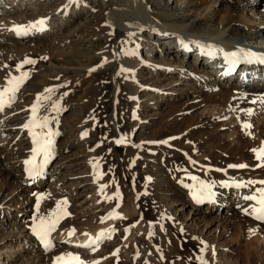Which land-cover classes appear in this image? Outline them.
Instances as JSON below:
<instances>
[{"label":"bare ground","instance_id":"6f19581e","mask_svg":"<svg viewBox=\"0 0 264 264\" xmlns=\"http://www.w3.org/2000/svg\"><path fill=\"white\" fill-rule=\"evenodd\" d=\"M155 3L159 5L160 0H0V47H4L7 50L19 45H22L19 47L23 49L44 45L51 50V55L48 57L50 60L52 58V61L49 63L50 65H48L53 70L50 71L52 72V74L50 73L51 76H55L56 78L57 75H62L61 72L70 73L72 71L73 73L82 75L80 83L75 84L73 82V84L66 81L65 89L63 88V91H56L52 94L51 100L44 108L45 115L52 120L50 127L58 134L54 137L51 155L47 163H44L42 157H38V163L48 165L51 158L57 154L59 148L56 147V140L61 133V129L59 128L61 113L67 109H75L76 107H81L84 103H88L99 92V88L101 87V79L99 76L103 71L112 67L118 69V75L116 74L115 78L116 84L119 88H123L126 91L130 99L132 98L135 109L134 113L135 116H138L139 109L142 106L139 102H136V99L139 97L140 92L148 90L154 96L152 99L163 100V97H166L164 101L169 97L179 99L189 94L188 92L185 94L181 91L178 95H169L171 93L165 87L162 88L163 85L160 82L155 87L160 88L159 90L149 88L150 86L147 84V81L145 83L140 76L143 68L140 65L141 50L143 48L146 50V56L150 58L147 61L148 63L153 61L155 63L153 51H156V54L159 52L160 54L162 53L166 59L172 56V60L176 59L177 63L179 58H186V61L183 60L184 63H187H185L186 68L176 71L177 78L173 80V83L176 82V84H179V81L180 83H187V81L193 80L194 83L199 82L201 89L204 91L210 88L207 81L201 82L200 79L191 75V70L196 71V69L191 68L192 65L190 66L191 61L194 60L195 63L203 67L204 71L208 73V70L216 72L214 76H216L220 84H235L236 88L240 90L239 94L233 97L230 96L229 98L225 96L221 98H205L206 100L203 98V100L199 101L201 104H198L201 113H199L192 125H185L180 119L171 117L166 124L164 123L162 128L156 130V127L154 132L151 133V137L142 138L138 142L129 140L128 136L131 138L130 134L124 136L126 142L121 144L116 143L118 139L114 140L112 144H109L106 137L105 139L101 137L96 140L94 139L95 136L94 138L91 136L92 138L89 140L84 135L87 133L86 127H80L78 131L79 133L81 131L83 132L81 136L82 138L84 136L85 145H87L90 151L87 156L89 157L88 165L91 167L89 174L90 186L95 187L98 198L102 199L104 196L106 197L107 191L103 187L105 179L100 181L104 177V174L99 177L98 168L99 161L105 156L112 145H115L116 148H125L126 152L128 151L131 154L133 152L138 154V150L147 149L150 152H157V156L161 158L168 151L170 153L165 158L164 166L162 168L159 166L155 168L152 166L147 167L142 183L143 189L147 192V198L143 199L145 201L143 204H146L152 210V213L159 218L160 223L158 225L161 226L162 223H165V220L171 221L167 232L163 231V233L168 238L178 239V243L180 240H183L192 249L197 250V254H199L198 258L194 256L197 262H200L202 258L207 261V264H227V259L222 260V253H217V247L223 249V245L215 241L211 243L203 235L204 230L206 235L213 225L224 219L220 217V212L223 209H227L229 212H234L229 217V231L233 230L231 225H234L233 227L239 226L235 229V232H238L240 239L247 237L256 238L255 240L258 241V245L255 246V251L257 254L260 253L261 260L264 262V221L253 219L254 216L246 214L244 211L245 209L250 210L251 206L255 203L254 201L246 200L244 197L258 195L259 189L264 188V185L258 183H247L248 181L264 180V167H257L259 162L253 152V149L264 148V102H261L260 99L264 97V63H260L257 60H253L252 62L242 61V72L237 71L234 73L224 70L225 67H228L226 61L227 51L236 47L226 42L224 39L225 34L234 33L241 27H245L251 33L264 31V0H185V9L191 8L195 11L202 9V13H205V16L201 14L196 15L194 20L187 16L178 17L176 13H171L160 6V9L157 11L155 9L152 10L153 4ZM176 3H179V1L176 0ZM251 5L255 7L251 9L250 18H247L245 17V12L247 6ZM154 6L156 7V5ZM50 7H55V9L52 10ZM220 8L224 10L221 18H219L217 13ZM97 12L99 15H97ZM88 15L89 17L76 25L78 20ZM42 18L46 20V30L42 32L20 37L12 30L15 26L27 25ZM95 19L97 20L96 23L93 21ZM201 26H205V28H201ZM55 31L56 34L52 35L51 33H55ZM123 34L127 35L128 39H125L119 44L120 47L125 49L122 54L117 55L113 51L115 49L110 53L101 52L99 54L97 53V55L83 54L86 48L88 50L90 48L91 50L101 38L107 44L113 46L116 38ZM147 37L150 38L147 39ZM151 37L153 38L151 39ZM249 44L250 47L264 49V40L250 42ZM160 47H164L165 49ZM70 48L72 51H69ZM76 48L79 54L74 56L72 54L76 53ZM244 48L241 49L244 50ZM132 53L135 54L133 55ZM253 53L259 55L264 54V51L259 49L258 52ZM61 59L65 60L64 63H68V66H65L66 64L61 65L57 62ZM7 63L9 62L0 58V87L7 86V80L10 74L15 76L14 69L12 70ZM74 63H79L80 65L71 68L70 66ZM146 66L149 68V65ZM123 69H130L132 71L126 72ZM155 71L159 72V69H155ZM165 72H168V70L166 69ZM171 74L173 76V73ZM220 75L225 80H222ZM40 87L45 88V86ZM179 88L175 90L177 91ZM170 90L172 89L170 88ZM31 91L32 88L25 83L17 94L18 98L16 102L8 109L11 112L17 107L19 109L24 107L25 110L23 112L26 113V118L22 123L27 122L32 115L30 106L33 103L29 104L27 108L24 105L25 99L31 96ZM65 91H69L66 92L67 95H64ZM74 100L76 104L72 103ZM167 100L169 101L170 99ZM253 100H256V103H252ZM56 101L59 102L60 110L52 111V103ZM240 104H243L245 109L240 107L241 110H237ZM246 109H251L252 114H247L244 111ZM5 110L6 108L3 112H0V116L5 114ZM11 114L14 113L11 112ZM39 115L45 116L43 113ZM233 115H239L251 127H235L232 124L235 119L231 121ZM258 117H261L260 121L255 124V120ZM219 118H223L225 122L228 121L226 123V127L230 133L228 135V143L223 141L222 133L224 129L213 131L214 121ZM137 120L139 122L140 119L138 118ZM180 124L182 126H179ZM3 125L1 121L0 127ZM88 125L90 126V124ZM189 126L191 127L188 128ZM13 128L15 127H11L10 129ZM17 132L21 136L31 135L24 127L18 128ZM202 132H206L207 135L206 138L200 139V134H205ZM253 132L255 133L254 139L246 143L244 135L250 134L252 136ZM0 135H2V131H0ZM177 136H181L179 138L182 141H176ZM31 137L29 149L24 153L16 152L15 154L9 152L10 147L1 151L4 147V142L2 141L3 138L0 140V174L6 175V177L11 179L5 190L10 191L12 189L15 194L14 196L17 194L22 195L24 193L23 190H27V188H23L24 185L30 186V188L35 187L40 189L42 186L41 179L45 175L48 176L52 172L57 173L59 171V167L55 165L51 169H46L39 176H29L27 171L28 166L25 164V161L32 157V150L36 147ZM163 141H166V143H156ZM178 144L183 147L174 151L168 150L169 147L178 146ZM93 147H98V149L96 148V152L91 149ZM4 152L7 154L5 157L1 156ZM186 154H189L194 160L186 158ZM150 159L156 161L157 157H150ZM171 164L179 165L178 171L172 172L174 175L176 174L175 178L167 173L168 168L171 169ZM240 164H247L249 167H229L230 165ZM63 168L66 169L68 167ZM192 176H196L197 180L203 181L210 186L207 190L210 195L201 193L199 187H193L197 185V180H192ZM151 179H153V183L150 184ZM169 188L179 189V193H174V195L180 197L176 198L177 196H175L173 203L181 202L182 216L185 217L186 210L189 215L191 214L190 220L196 221L200 219L203 222V228L201 230L199 229L201 234L192 232L190 230L191 228H188L190 227L189 223L179 222L174 217L173 211L170 212L166 208L167 205L165 206L163 198H166L164 194L167 193ZM158 194L163 195L160 197L162 200L158 199ZM136 199L137 195L126 205L118 204L120 205L119 209L111 216L112 209H115L118 205L110 202L112 205L106 209L105 214L100 217L98 216L94 221L86 222L80 219V222L76 224H66L65 226H60V228L57 226L53 232L58 231L56 236L58 235L57 237L72 249L88 248L86 255H75V253H72L71 256H78L84 264H97L98 261H95V252H101L103 247L94 250L96 245L92 247H84L83 245H87L102 232L105 234L113 233L116 228H123L137 219H143L141 215L143 208L140 211L137 210ZM237 209H240L239 213H237ZM26 211L27 213H31V207ZM175 211L177 212L178 210L175 208ZM145 217H148V215ZM246 221L250 222V226H245L243 222ZM156 224L153 220L148 221V230L144 231L141 229L142 232L130 244L126 242L127 245L122 250L123 252L121 251L119 253L115 249V254L113 253L114 256L108 264H115L118 258H121L119 259L120 264H128L126 257H124L125 250L132 251L131 264H165L162 257L164 256V251L167 249L164 248L162 251L160 246H155L152 242L154 239L152 232ZM251 226L256 230H250L249 227ZM128 229L130 228L128 227ZM116 235L114 233L113 236L111 235V238L104 239L103 241H113V238L117 237ZM224 235L218 234L219 240L222 237L224 238ZM28 236L29 238L26 236L27 240L25 239L24 243L27 241L30 242V253H39L41 255V253L49 249L44 247L43 242L39 244L41 240L38 237H31L30 234ZM50 239L53 243L52 237ZM118 244H121V242ZM228 244L226 247L229 246V253L236 250L234 247L236 245L235 242L229 240ZM106 246H110V244ZM152 248L158 252L156 256L154 253L148 255V252ZM242 248L246 251L252 250L249 248V243H246ZM159 253L163 254V256H159ZM12 254H15V251ZM8 255L4 257L6 260L11 258ZM56 259L57 257L54 258V260ZM0 264H3L1 257ZM37 264H43V262H37ZM98 264H105L104 260H101Z\"/></svg>","mask_w":264,"mask_h":264},{"label":"rangeland","instance_id":"374dc122","mask_svg":"<svg viewBox=\"0 0 264 264\" xmlns=\"http://www.w3.org/2000/svg\"><path fill=\"white\" fill-rule=\"evenodd\" d=\"M178 1L179 3H176V0H160L159 5L156 3L153 4L152 10L155 9V11H157L160 9V6L171 13H176L178 17L187 16L192 20H194L196 15L201 14L202 16H205V13H202V9L196 11L191 8L185 9V0ZM181 4H183L182 7ZM154 5H156V7ZM254 7L255 6L253 5L247 6L245 12L247 16L245 15V17L250 18L251 9ZM50 8H52V10L55 9V7ZM223 11L224 10L220 8V10L217 12L219 18H221ZM97 15H99L98 12ZM87 17H89V15L83 16L77 21L76 25L84 21V19ZM93 21L96 23L97 20L95 19ZM201 28H205V26H201ZM51 34H56V31L55 33L52 32ZM149 38L150 37H147V39ZM152 38L153 37H151V39ZM125 39L128 38L127 35L124 34L117 37L114 41L115 43L112 46L111 44H107L106 41L101 38L91 50L89 48L90 51L85 47L87 50L84 48L85 50L83 54L88 53L97 55V53L99 54L101 52L110 53L113 49H115L113 51H115L117 55H120L125 51V49L120 47L119 44ZM224 39L228 44L230 43V45L238 47L235 44H240L245 46V48L242 46L241 47L246 51L251 50L253 52H258L259 49L264 51V49L258 47L249 48L250 42L264 40V31L251 33L250 30H247L245 27H241L234 33L228 35L225 34ZM19 46L7 50L4 47H0V58L9 62L7 64L10 68H12V70L14 69L13 71L15 72V76L20 75V71H17V66L23 61L29 58L36 61V63L33 65H25L21 70L31 73V78L26 82L27 86L29 85V87L32 88L31 96L25 99L24 105L26 108L29 104L34 103L37 98V94L43 93L44 91L42 90L47 87H54L57 89V92H61L65 89L64 86L66 81L71 83L74 82L75 84L80 83L82 75L73 73V71L70 73L61 72L62 75H59L60 77L57 75L56 78L55 76H51L52 72L50 71L53 70L48 66L50 65V61H52V58L51 60L48 59V57L51 55V50L44 45L31 47L29 49H23ZM160 48L165 49L164 47ZM69 51H72V49L70 48ZM141 53L140 65L143 66V68L140 76L145 83L147 81V84L150 86L149 88H155L160 82L163 85L162 88L165 87L166 90L171 93L169 95H178L181 93V91L182 93L186 94L188 92L189 94L187 96H182L179 99L169 97L167 98L170 99L169 101L167 99L164 101L166 97H163V100L152 99L154 96L153 94L149 93L148 90L145 92H140L136 102H139L142 107L141 109L138 108L139 115L135 116L132 98L130 99L126 91L123 88H119L116 84L115 78L116 74L118 73V69L112 67L103 71L99 76L101 79V87L99 88V92H97V94H95V96L88 103L81 105V107H76L75 109L71 110L67 109L61 113L59 118V128L61 129V133L58 135L56 140V147L59 149L57 154L51 158L47 168L51 169L57 165V167H59V171L57 173L52 172V174H47L48 176L45 175L41 179L42 186L40 189L35 187L30 188V186L24 185L23 188L25 187L27 190L24 189V193L22 195L17 194L16 196H14L15 194L12 189H10V191L5 190L7 189L8 182L11 179L6 177V175L0 174V257L3 264H37V262H43V264H56L57 259L54 260L55 257L63 256L67 260L68 258H71L72 253H75V255H86L88 253V248H70L64 243V241L57 237L58 235L56 236L58 231L53 232V235L51 234L53 246L50 247L46 252L41 253V255H39V253H30V242L27 241L24 243V241L25 239L27 240V238H29V234L31 237H37L33 233L32 228L36 223L39 222L40 219L52 218L54 214L59 215L62 218L59 221L58 228H60V226H65L66 224L69 225L73 223H79L80 219H83L86 222H91L94 221L98 216L100 217L105 214L106 209L112 205L110 202H113L117 205H126L131 202L136 195L137 199L135 200V203L137 204V210L140 211V209L142 210L143 208L141 214L143 219H137L130 225L128 224L126 227L116 228V230L111 233L112 236L114 233L117 234V237L113 238V241H102L98 246H96L97 248H94V250H96L100 247H103L101 252H95V261L100 262L101 260H104V263L108 264L115 254V249L119 251V253L124 250L126 245L130 244L131 241H133L140 234V232H142V230H148V221L153 220L154 223L157 224L155 225L152 232L154 238L152 242L155 246H160L162 251L164 248L167 249L164 251V256L163 254L159 253V256H163L162 260L165 262V264H200V262H197L194 258V256L198 258L199 254H197V250L192 249V247H190L188 243H185L183 240H180L178 243V239L168 238L166 234L163 233V231L167 232L171 221L165 220V223H162L161 226H159V218L152 213V210H150L146 204H143L145 202L143 199L147 198V192L143 189L142 184L145 177L144 173L147 171V167L152 166L155 168L159 166L162 168L165 163V158L168 157L170 152H165V156L161 158L157 156V152L152 151L154 152L152 153L147 149L141 151L138 150V154H135L134 152L131 154L128 153V151L126 152L125 148H116L115 145H112L111 148H109L106 152L105 156L99 161V168L96 167L99 169V177L100 175L104 174V177H102L100 181L105 179L104 185H107V187H104V189L107 191V195L101 199L98 198L95 187L90 186L91 182L89 180V174L91 167L88 165L89 157H87L90 151L87 145H85L86 142H84V136L83 138L81 136L83 132L81 131V133H79L78 130L80 127H86L87 133L85 136L89 140L92 137L94 138V136V139L96 140L101 137L105 139L106 137L109 141V144H112L114 140L120 139V137L130 134L131 138L128 136V139L138 142L142 138L151 137L150 135L154 132L156 127V130H159L162 128L164 123L166 124V122L169 121V118L171 117L180 119L185 125H192L195 122L196 117H198L199 113H201L198 104H201L199 101L203 100V98H221L223 96L229 98L230 96L233 97L238 95L240 90L236 88V85L233 83H229V85L220 84L216 76H214L216 72L208 70V73L207 71H204L203 67L195 63L194 60L191 61L190 66L192 65L191 68L194 70L196 69V71L194 72L191 70V75H194L195 78L200 79L201 82L206 80L210 88H207L203 91V89L200 87V83H194L193 80L187 81V83H180V81L179 84H176V82L173 83V80H176L177 78L176 71L186 68L185 65L187 63H184V61L187 60L186 58H179L177 63L176 59L172 60V56L171 58L166 59L162 53L160 54L159 52L156 54V51H153V59L155 60V63L154 61L148 63L147 61L150 58L146 56V50H144V48L141 50ZM77 54L79 53L76 48V53H73L72 55L76 56ZM43 57H47V59H42ZM57 62L61 65L66 64L64 63L65 60L63 59L58 60ZM79 65V63H74L70 67L73 68ZM146 65H149V68ZM65 66H68V63ZM155 69H159V72H156ZM166 69L168 72H165ZM171 73H173V76ZM220 78L225 80L222 75H220ZM179 85L181 88H179ZM40 86H45V88ZM170 88L172 90H170ZM176 88H179V90L176 91ZM155 89L159 90L160 88L157 87ZM66 92L69 91H65L64 93ZM72 103L76 104L75 100ZM47 104H45V106L40 109L39 114H46L44 108ZM240 107L245 109V106L240 104L237 110H241ZM8 109L10 108H6L5 114L0 116V122L2 121L4 124L0 127V131H2L0 140L3 138L2 141L4 142V147L1 151H4L6 148L10 147V153H24L30 147L31 135L21 136L17 132V129L23 127L22 125L26 123H22L26 118V113L23 112L25 108L22 107V109H19V107H17L14 111H11L14 114H11ZM8 117L11 118L7 119ZM138 118L140 119L139 122L137 120ZM260 118L261 117L256 118L255 124L260 121ZM231 121H233L232 124L235 127H243V125L246 124L245 121L239 117V115H233ZM227 122L228 121L225 122L223 118L216 119L214 121L213 131L224 129V132L222 133L223 141L228 143V135L230 133L226 127ZM88 124H90V126ZM144 126H146L145 129H143ZM179 126L182 125L180 124ZM11 127L15 128L10 129ZM190 127L191 126L188 128ZM202 133L205 134H200V139L206 138V132ZM179 137L181 138V136L176 137V141H182ZM254 137V132L252 136H250V134L244 135L246 143L252 141ZM180 147L183 146L178 144V146L169 147L168 150L174 151L180 149ZM96 148L98 149V147H93L91 149L96 152ZM1 156H7L6 152H4ZM185 156L188 159L194 160L189 154H186ZM150 157H157V159L156 161H152ZM66 166L68 168H63ZM178 167V164H171V169L168 168L167 173H169L171 177L175 178L176 174L174 175L172 172L178 171ZM153 179L150 180V184L153 183ZM174 193H179V189L169 188L167 193L164 194L166 198H163V201L165 206L167 205L166 208L170 212L173 211L174 217L179 222L181 221V223H189L190 227L188 228H191L190 230L192 232L195 234H201L200 230L204 226L203 222L200 219L196 221L190 220L191 214L189 215L186 210V215L183 217L180 206L181 202L173 203V199L175 196H177L174 195ZM162 196L163 195L158 194V199L162 200L160 198ZM178 197L180 196H177L176 198ZM13 198L15 199L13 200ZM65 200L68 202L66 205L62 203ZM120 205L115 207V209H112L110 216L119 209ZM30 207L31 213H27L26 210L30 209ZM175 208L178 210L177 212L175 211ZM237 210V213H239L240 209ZM231 213L232 212H229L227 209L221 210L220 217H223L224 219L213 225L211 230H209V233L206 235L204 230V237H206V240L211 243L215 241L223 245V249L221 247H217V253H222V260L227 259V264H264V262L261 260L260 253L257 254L255 251V246L258 245V241L255 240L256 238L247 237L240 239L238 232H235V229H237L239 226L233 227L234 225H231L233 230L229 231V217L231 216ZM146 214L148 217H145L147 216ZM253 219L255 218L253 217ZM246 222L243 223L245 226H248L250 222ZM243 223L242 225H244ZM128 227L130 229H128ZM249 229L252 231L256 230L253 229L252 226L249 227ZM181 233L183 232L181 231ZM218 234H225L224 238L222 237L219 240ZM229 240L236 243L234 246L236 250L232 253H229V246L226 247V245L229 243ZM119 242H121V244H118ZM41 243L42 241L39 244ZM246 243H249V248L252 250L246 251L244 248H242V246H245ZM109 244L110 246H106ZM13 251H15V254H12ZM131 252V250H125L124 252V257H126L128 264H131ZM28 253L30 254L27 255ZM151 253H154L155 256L158 254L154 248L148 252V255H151ZM5 255L10 256L11 258L6 260V258H4ZM119 259L121 258H118V261L115 264H120Z\"/></svg>","mask_w":264,"mask_h":264},{"label":"snow or ice","instance_id":"6c2138e0","mask_svg":"<svg viewBox=\"0 0 264 264\" xmlns=\"http://www.w3.org/2000/svg\"><path fill=\"white\" fill-rule=\"evenodd\" d=\"M13 31L20 37L29 36L35 34L37 32H42L46 30V20L40 19L38 21L32 22L27 25H18L15 26ZM133 55L135 53H132ZM230 61L235 64L240 61L252 62L253 60H257L260 63H264V54H254L251 50L245 51L240 49L238 52H232L228 54ZM42 59H47V57H43ZM36 61L32 59H26L20 65L17 66V71H20V75L13 76L10 74L7 80V86L0 87V112H3L5 108H10L17 100L18 93L21 87L27 82L28 79L31 78V73L28 71H21L25 65H33ZM123 71L130 72V69H123ZM57 91L56 88L50 87L46 88L43 93L37 94V98L33 105L30 106L31 118L23 125V127L28 130L32 136L33 143L36 147L32 150L33 155L30 159L25 161V164L28 166L27 171L29 176H38L40 174L42 164L38 163V157H42L44 163H47L48 158L51 155L52 145L54 143V137L58 134L56 131L50 127L52 120L48 116H40L39 112L42 107L47 104L49 100H51L52 94ZM67 95V93H64ZM261 102H264V97H261ZM252 103H256V100H253ZM60 105L59 102L52 103V111H59ZM247 114L251 115L252 110L246 109L244 110ZM244 127H251L250 124H244ZM86 135V133L84 134ZM126 142L125 137H121L116 140L117 144H121ZM156 143H166L156 142ZM253 152L256 154V159L259 162L257 167H264V148L253 149ZM229 167L233 168H247L249 167L247 164L240 165H230ZM192 180H197L196 176L191 177ZM248 184H261L264 185V180L260 181H248ZM188 186V185H186ZM247 186V185H245ZM103 187H107L104 185ZM193 187H199L201 193H210L207 191L209 189V185L205 184L203 181L197 180V185ZM246 200L254 201L255 203L251 206V209H245V213L254 216L255 219L259 221H264V188L259 189L258 195H249L244 197ZM63 204H67L68 202L65 200L62 202ZM118 216V214H116ZM62 217L59 215H53L52 218L40 219L38 223L32 228L33 233L43 242L45 248H50L53 246L52 241L50 239L51 233L57 228L59 221ZM71 234V233H70ZM111 238V233L105 234L100 233L98 237L91 240L87 245H83L84 247H92L93 245L98 246L100 242L104 239ZM57 264H84L82 260L78 256H71V259H67L63 256L57 257ZM98 264V262H97ZM200 264H207V261L202 259L200 260Z\"/></svg>","mask_w":264,"mask_h":264},{"label":"water","instance_id":"95a60500","mask_svg":"<svg viewBox=\"0 0 264 264\" xmlns=\"http://www.w3.org/2000/svg\"><path fill=\"white\" fill-rule=\"evenodd\" d=\"M194 264H198V263H194Z\"/></svg>","mask_w":264,"mask_h":264}]
</instances>
